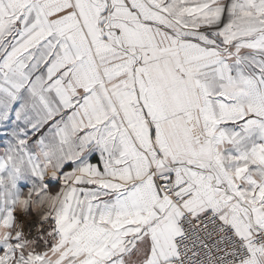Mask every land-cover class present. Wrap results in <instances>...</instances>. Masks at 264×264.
<instances>
[{
	"label": "snow or ice",
	"instance_id": "6c2138e0",
	"mask_svg": "<svg viewBox=\"0 0 264 264\" xmlns=\"http://www.w3.org/2000/svg\"><path fill=\"white\" fill-rule=\"evenodd\" d=\"M0 131L62 185L0 264H264V0H0Z\"/></svg>",
	"mask_w": 264,
	"mask_h": 264
},
{
	"label": "crops",
	"instance_id": "0c3cea01",
	"mask_svg": "<svg viewBox=\"0 0 264 264\" xmlns=\"http://www.w3.org/2000/svg\"><path fill=\"white\" fill-rule=\"evenodd\" d=\"M11 142L12 137L7 135L6 131H0V158L5 156ZM96 158L94 154L91 159L94 160ZM65 169L70 170V166L65 165ZM2 175L6 177L8 172L6 171ZM44 179L34 176L28 171L18 175L15 180V193L11 197V202H0V220L7 218L9 212L12 213L14 222L9 232L12 237H14L18 230V225L20 221L23 220L24 216L34 218L40 223L44 230H48V237L46 238L49 240L50 248L54 243L53 237L49 235V233L54 231V221L50 216V211L46 204L41 202V197L46 194L56 195L59 193L62 185L59 177L49 178L47 182H45ZM0 191H2V189H0ZM30 195L33 197L32 200L28 199ZM22 200H28V203L26 205L21 204L20 201ZM45 251H41L40 253H44Z\"/></svg>",
	"mask_w": 264,
	"mask_h": 264
},
{
	"label": "rangeland",
	"instance_id": "374dc122",
	"mask_svg": "<svg viewBox=\"0 0 264 264\" xmlns=\"http://www.w3.org/2000/svg\"><path fill=\"white\" fill-rule=\"evenodd\" d=\"M44 180H45V182H47V181L49 180V178H45ZM28 218H30V217H26V216H24L23 220H21L20 223H19V225H18V230L16 231V234H17V233L20 234L18 239L13 238V239H11L10 241H2V242H0V249H1V250H0V254H3V253H4V251H5V246H6L7 243H11V244H13V245H15V244H23V245L25 246V248H27V246H28L29 244H32V245H33V248L35 247V242H36V241H34L35 237H34V238H30V236L27 235L26 230H24V228L27 229V227H28V224H27V219H28ZM32 219H33L34 221H36L34 218H32ZM36 222H37V221H36ZM31 223H32V222H30L29 224H31ZM37 223H38L39 227H41L40 229H41V232H42L43 227L40 225L39 222H37ZM33 226H35L34 223H32L31 227L29 228L28 233L31 231V229L33 228ZM16 234L14 235V237H16ZM40 235H41V234H40ZM40 235H39V236H40ZM39 236H38V237H39ZM36 238H37V237H36ZM33 252H35L36 254H42V253L37 252V251H35V250H34Z\"/></svg>",
	"mask_w": 264,
	"mask_h": 264
},
{
	"label": "clouds",
	"instance_id": "9594fccd",
	"mask_svg": "<svg viewBox=\"0 0 264 264\" xmlns=\"http://www.w3.org/2000/svg\"><path fill=\"white\" fill-rule=\"evenodd\" d=\"M26 171V170H25ZM55 175V169L52 167H49L47 177L46 178H52ZM0 179H7V177H0ZM29 200H32L33 197L30 195ZM41 202L46 204L47 208L51 212L53 209H57L61 206L62 201L60 199L59 193L56 195L46 194L41 197ZM9 232L8 228H4L0 226V239H3V237ZM26 251H34L33 245L29 244L26 248Z\"/></svg>",
	"mask_w": 264,
	"mask_h": 264
},
{
	"label": "trees",
	"instance_id": "16d2710c",
	"mask_svg": "<svg viewBox=\"0 0 264 264\" xmlns=\"http://www.w3.org/2000/svg\"><path fill=\"white\" fill-rule=\"evenodd\" d=\"M48 230H42L41 235L34 239L35 247L34 250L37 252L45 251L47 248H49V240L48 238Z\"/></svg>",
	"mask_w": 264,
	"mask_h": 264
},
{
	"label": "built area",
	"instance_id": "2783aa9c",
	"mask_svg": "<svg viewBox=\"0 0 264 264\" xmlns=\"http://www.w3.org/2000/svg\"><path fill=\"white\" fill-rule=\"evenodd\" d=\"M29 219H30V220H29ZM29 219H27L28 227H27V229L24 228V230H26L27 235H29L30 238H34V237L36 238V237H38V236L41 234V229H40L41 227H39L38 223H37L36 221H34L32 218H29ZM30 222L34 223L35 226H33V228L31 229V231L28 233L29 228H30L31 225H32V223L29 224Z\"/></svg>",
	"mask_w": 264,
	"mask_h": 264
}]
</instances>
